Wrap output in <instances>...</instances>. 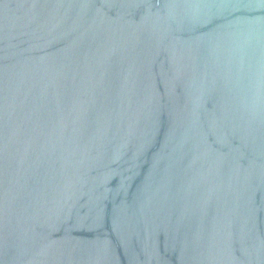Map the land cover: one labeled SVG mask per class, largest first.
<instances>
[{
	"label": "water",
	"instance_id": "1",
	"mask_svg": "<svg viewBox=\"0 0 264 264\" xmlns=\"http://www.w3.org/2000/svg\"><path fill=\"white\" fill-rule=\"evenodd\" d=\"M0 264H264V0H0Z\"/></svg>",
	"mask_w": 264,
	"mask_h": 264
}]
</instances>
